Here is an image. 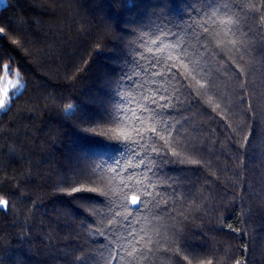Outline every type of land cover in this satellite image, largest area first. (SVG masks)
Segmentation results:
<instances>
[{"label": "trees", "instance_id": "1", "mask_svg": "<svg viewBox=\"0 0 264 264\" xmlns=\"http://www.w3.org/2000/svg\"><path fill=\"white\" fill-rule=\"evenodd\" d=\"M159 2L9 0L0 9V21L16 29L0 40V57L3 63L11 57L10 66L26 82L11 111L0 114V199L8 201L0 210V248L22 255L27 264H76L85 254L94 257L90 264H101L100 250L108 255V241L92 234L101 217L85 212L68 194L70 188L58 182L96 165L112 166L113 153L65 117L59 98L73 97L102 111L123 68L127 30L158 11ZM250 2L260 8L264 0ZM185 8L181 3L174 9L170 26H185L179 19ZM243 12L241 26L250 45L244 61L225 49L213 51L205 65L217 90L228 96L230 111H214L215 97L209 103L208 96L193 94L191 112L183 113L189 120L180 131L195 151L184 155L185 163L162 169L182 196L170 198L174 219L164 214L166 235L188 246L197 256L193 264H264V8ZM12 39L25 43L18 49ZM238 63L250 74L241 73ZM175 251L173 245L170 253H156L151 264H187L182 257L167 258Z\"/></svg>", "mask_w": 264, "mask_h": 264}, {"label": "snow or ice", "instance_id": "2", "mask_svg": "<svg viewBox=\"0 0 264 264\" xmlns=\"http://www.w3.org/2000/svg\"><path fill=\"white\" fill-rule=\"evenodd\" d=\"M181 3L186 8L179 19L185 26H170L174 9ZM8 6L9 0H0V9ZM155 8L158 11L147 13L144 20L127 30L131 38L125 41L123 68L110 90V103L102 111L94 112L73 97L59 98L65 117L74 118L82 131L94 134L89 137L94 143L113 153L112 166L105 169L96 165L58 182V187L70 188L68 194L85 212L101 217V227L92 230L93 235L108 241V255H103L105 249L100 250L101 264H151L156 253H170L173 245L176 251L167 257L169 260L182 257L187 264L197 260L186 244L169 241L166 235L169 226L163 223L164 214H168V220L174 219L170 198L182 196H177L178 189L173 187L176 182L164 176L162 169L185 163L184 155L195 151L194 146L189 147L191 142H183L186 134L180 131L189 120L183 113L191 112L193 94L198 98L208 96L209 103L215 97L214 111H230L228 96L217 90L205 65L213 51L225 49L233 53V59L238 55L239 61H244L250 45L241 26L243 9L258 12L264 3L258 8L250 0L247 4L237 0H160ZM260 21L264 27V14ZM15 32L10 23L0 21V40ZM11 43L19 49L25 42L12 39ZM9 61L3 63L0 57V114L11 111L26 86L19 70L10 66L14 63L11 57ZM238 67L244 75L250 74L239 63ZM240 87H245L243 81ZM187 162L201 163L197 159ZM129 193H135L130 203ZM7 205V200L0 199V210ZM75 259L76 264H90L94 257L85 254ZM0 264L27 261L18 253L0 248Z\"/></svg>", "mask_w": 264, "mask_h": 264}, {"label": "rangeland", "instance_id": "3", "mask_svg": "<svg viewBox=\"0 0 264 264\" xmlns=\"http://www.w3.org/2000/svg\"><path fill=\"white\" fill-rule=\"evenodd\" d=\"M11 78V77H10ZM2 88H3V85H2Z\"/></svg>", "mask_w": 264, "mask_h": 264}]
</instances>
